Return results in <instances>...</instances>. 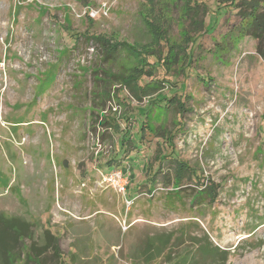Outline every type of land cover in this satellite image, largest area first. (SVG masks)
<instances>
[{
	"label": "rangeland",
	"instance_id": "1",
	"mask_svg": "<svg viewBox=\"0 0 264 264\" xmlns=\"http://www.w3.org/2000/svg\"><path fill=\"white\" fill-rule=\"evenodd\" d=\"M218 3L0 0V213L32 224L4 264H264V59ZM137 66L161 82L141 101L123 80ZM175 92L185 110L146 117ZM177 160L217 199L193 202L195 178L173 193Z\"/></svg>",
	"mask_w": 264,
	"mask_h": 264
},
{
	"label": "trees",
	"instance_id": "2",
	"mask_svg": "<svg viewBox=\"0 0 264 264\" xmlns=\"http://www.w3.org/2000/svg\"><path fill=\"white\" fill-rule=\"evenodd\" d=\"M228 1L229 0H219L220 3H218V10L226 13L227 12L226 8L228 7L227 6L228 4H231L232 6L235 7V9L237 10V14L240 16L242 20L243 32H246L249 36H251L257 41L256 51L264 59V0H231L230 2ZM92 37L95 38L96 40L101 41L103 44H106L107 46L109 44V41L106 39H103L98 36H92ZM113 50L114 48H108L107 55H110L113 52ZM149 55H154L158 63L163 62V60H164L163 64L165 63L169 65L171 63V61L165 57L161 59L160 53L158 52H152ZM146 59L148 64L149 63L148 58L146 57ZM144 67H147V65H145ZM144 67L137 66L135 70L134 69L131 70L129 76L127 77L122 76L125 82V86L126 87L128 86L127 88L133 93L134 97L140 101L144 97L150 96L155 90H158L159 89L158 86L161 83L160 81L156 80L157 82L153 83L154 85H152L151 82H146V84L140 85L139 83L140 75L142 73H147ZM176 93L177 92L173 93L172 97L165 95L159 97L157 95L156 97L159 98V100L157 98L153 100L149 99L148 100L149 107L146 112V117H147V113H149L148 111H150V109L155 106L154 105L155 103L157 104L156 106H163L162 103L164 101H168L169 104L173 103L175 106L177 104V107H179L178 109L179 112L185 110L186 109L185 104L181 99L183 94H181L180 92H178L179 94ZM178 97H180V99ZM105 119L106 122L112 124L109 118L106 117ZM145 127H148V125L147 126L145 124L142 125L143 132H145L146 130ZM156 130L157 129H155L154 131ZM177 161L178 162L176 165V174L174 175L173 183L174 184L178 183V186L173 188L172 190L174 191L173 193L178 194L182 189L181 186L183 185L180 184L182 181H178V180H181L184 177H187L186 178L187 180H192L193 178H195L198 180L196 182L200 186L198 187L199 190H196L195 196L193 194V199H194L193 202L199 203V201L203 199L205 200L210 199L212 201L217 199V194H216L217 185L213 181L205 185L203 183L202 186V184L199 183L200 177L198 176L197 171L193 169L186 162L182 160H177ZM185 188H187V186ZM31 226L32 224H30V222H27L23 218L20 217L8 218V217H4L0 213V264H4V262L7 259V256H9L10 254V251L14 250L17 247L18 242L21 241L23 235L28 234L27 231L30 229ZM155 242L151 241V243L148 244L146 249L142 253H140L139 257L141 259H144L146 261V258L148 259L149 257H151V255L153 254L152 252H155V255L156 253L160 255L163 252V250L166 249L163 239L161 241V246H158V244ZM199 251L201 253L202 259L207 260V259L219 258L224 261H227V257H228L227 250L226 251L220 250L218 246L203 244L199 248ZM189 260H191L190 264L194 263L193 262L194 260H192L191 258ZM184 261L186 260H183L181 264H184Z\"/></svg>",
	"mask_w": 264,
	"mask_h": 264
},
{
	"label": "built area",
	"instance_id": "3",
	"mask_svg": "<svg viewBox=\"0 0 264 264\" xmlns=\"http://www.w3.org/2000/svg\"><path fill=\"white\" fill-rule=\"evenodd\" d=\"M104 182L118 192L125 194L127 191V185L129 184V179L123 169H115L104 176ZM126 202L131 205L134 203V199L127 198Z\"/></svg>",
	"mask_w": 264,
	"mask_h": 264
},
{
	"label": "crops",
	"instance_id": "4",
	"mask_svg": "<svg viewBox=\"0 0 264 264\" xmlns=\"http://www.w3.org/2000/svg\"><path fill=\"white\" fill-rule=\"evenodd\" d=\"M133 199V198H132Z\"/></svg>",
	"mask_w": 264,
	"mask_h": 264
}]
</instances>
